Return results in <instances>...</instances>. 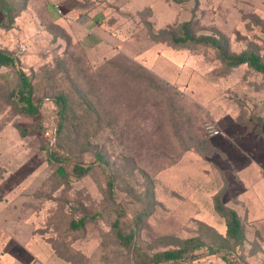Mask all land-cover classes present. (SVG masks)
Masks as SVG:
<instances>
[{
    "label": "rangeland",
    "instance_id": "obj_1",
    "mask_svg": "<svg viewBox=\"0 0 264 264\" xmlns=\"http://www.w3.org/2000/svg\"><path fill=\"white\" fill-rule=\"evenodd\" d=\"M15 3L0 48L32 78L33 100L68 96L73 125L55 136L49 100L36 115L19 112L11 96L19 79L0 67V264H132L114 234L106 172L128 216L143 209L144 250L205 239L209 227L223 232L213 208L221 193L246 234L233 264H264V76L247 65L224 71L212 50L157 38L190 22L196 35L223 36L231 51L252 49L264 59V0ZM212 121L215 136L204 128ZM50 146L84 162L100 153L106 162L65 179L47 158ZM80 217L82 232L65 231ZM221 257L195 264H227Z\"/></svg>",
    "mask_w": 264,
    "mask_h": 264
},
{
    "label": "trees",
    "instance_id": "obj_2",
    "mask_svg": "<svg viewBox=\"0 0 264 264\" xmlns=\"http://www.w3.org/2000/svg\"><path fill=\"white\" fill-rule=\"evenodd\" d=\"M0 12L3 21L0 27L9 29L17 16L19 9L15 0H0ZM157 38H162L172 46H187L209 49L214 52L216 59L220 61L224 71H230L241 65H247L255 73L264 76V59L258 51L243 50L239 53L233 52L229 48L228 40L217 35H196L190 29V22L180 25L175 30H160ZM4 66L13 69L19 79V86L11 93L16 97L19 112L26 115H36L40 112L46 100L55 105V128L54 134L59 137L64 134L72 123L70 118V100L64 92L52 93L49 96H37L33 100L35 88L32 78L19 66V59L10 51L0 48V67ZM22 135L27 129L19 127ZM58 147V146H57ZM48 160L57 164L56 171L60 177L80 180L87 176L91 170L106 161L100 153L95 154V158L89 162L75 160L69 155L50 146L47 149ZM105 170V169H104ZM115 176L106 172L105 195L115 207L118 220L113 224L114 234L117 243L127 251L132 264H195L204 257L222 253V260L227 264H233L232 258H241V252L246 240L244 223L241 215L234 208L224 205L221 201V193L216 194L213 199L214 211L224 221L225 230L217 231L214 227H209L211 234L205 239L200 237H190L183 240H175L172 246L154 252L144 250L137 241V233L142 222V208L137 211L134 218H130L126 212L125 205L117 201L114 190ZM148 197L152 192L147 193ZM123 219V221H122ZM86 224L85 218L71 219L66 227L67 232H82Z\"/></svg>",
    "mask_w": 264,
    "mask_h": 264
},
{
    "label": "built area",
    "instance_id": "obj_3",
    "mask_svg": "<svg viewBox=\"0 0 264 264\" xmlns=\"http://www.w3.org/2000/svg\"><path fill=\"white\" fill-rule=\"evenodd\" d=\"M214 123L215 122L212 121V122H207L204 125V128H205L206 132L209 134V136H215L219 133V129L216 128Z\"/></svg>",
    "mask_w": 264,
    "mask_h": 264
},
{
    "label": "crops",
    "instance_id": "obj_4",
    "mask_svg": "<svg viewBox=\"0 0 264 264\" xmlns=\"http://www.w3.org/2000/svg\"><path fill=\"white\" fill-rule=\"evenodd\" d=\"M257 185H259V183ZM260 198L264 200V192L261 193V197ZM259 201H260V199H259ZM261 205H262V208H263L262 209L263 210L262 212H264V201H263V203Z\"/></svg>",
    "mask_w": 264,
    "mask_h": 264
}]
</instances>
